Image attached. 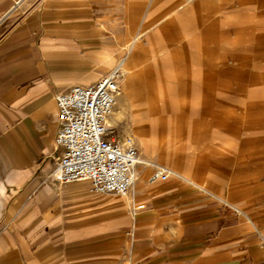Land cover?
<instances>
[{
    "label": "crops",
    "instance_id": "1",
    "mask_svg": "<svg viewBox=\"0 0 264 264\" xmlns=\"http://www.w3.org/2000/svg\"><path fill=\"white\" fill-rule=\"evenodd\" d=\"M26 2L0 0V264H264L262 179L230 200L179 172L145 180V155L123 199L54 179L57 97L107 76L88 62L102 30L88 2L43 0L42 17ZM129 46L114 69L147 56Z\"/></svg>",
    "mask_w": 264,
    "mask_h": 264
},
{
    "label": "rangeland",
    "instance_id": "2",
    "mask_svg": "<svg viewBox=\"0 0 264 264\" xmlns=\"http://www.w3.org/2000/svg\"><path fill=\"white\" fill-rule=\"evenodd\" d=\"M26 1L25 13L43 16V0ZM79 1L88 2L90 22L102 30L103 44L88 56L89 68L101 70L97 77L115 68L128 44L147 51L133 67L128 58L116 68L123 77L109 118L115 138L133 139L141 157L230 200L253 191L264 180V0ZM158 139L163 148L153 146ZM71 185L98 195L86 182ZM134 187L110 196L123 199Z\"/></svg>",
    "mask_w": 264,
    "mask_h": 264
},
{
    "label": "built area",
    "instance_id": "3",
    "mask_svg": "<svg viewBox=\"0 0 264 264\" xmlns=\"http://www.w3.org/2000/svg\"><path fill=\"white\" fill-rule=\"evenodd\" d=\"M123 75L112 70L94 84L75 85L58 95L59 128L55 143L60 155L53 173L62 184L86 182L93 194L125 196L136 184L141 156L136 146L115 138L108 124L121 90ZM177 174L156 165L150 182H166Z\"/></svg>",
    "mask_w": 264,
    "mask_h": 264
},
{
    "label": "bare ground",
    "instance_id": "4",
    "mask_svg": "<svg viewBox=\"0 0 264 264\" xmlns=\"http://www.w3.org/2000/svg\"><path fill=\"white\" fill-rule=\"evenodd\" d=\"M135 46V45H134ZM139 48H141L140 46H138L136 49L137 50H140ZM116 70H119L120 72H121V70L120 69H116ZM121 74H122V72H121ZM123 75V74H122ZM115 110V109H114ZM114 112V111H113ZM113 112L111 113V115L113 114ZM111 115L108 117V124H109V118L111 117ZM114 116V115H113ZM129 139L130 138H127V140H122L121 142H124V141H129ZM131 141H132V143H134V140L133 139H131ZM166 143V142H165ZM157 144H160V142H157Z\"/></svg>",
    "mask_w": 264,
    "mask_h": 264
}]
</instances>
